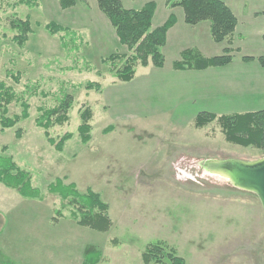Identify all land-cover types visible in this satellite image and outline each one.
I'll use <instances>...</instances> for the list:
<instances>
[{"label":"rangeland","instance_id":"1","mask_svg":"<svg viewBox=\"0 0 264 264\" xmlns=\"http://www.w3.org/2000/svg\"><path fill=\"white\" fill-rule=\"evenodd\" d=\"M36 1L31 6L22 0H0V82L29 105L28 118L0 130V153L27 171L41 193L39 199H30L0 183V258L12 264H82L86 254L99 250L97 264H143L144 247L161 240L174 247L185 264H264V223L257 196L203 164L210 159L253 161L264 156L262 150L226 141L217 121L201 128L193 122L177 126L192 104L175 105L162 87L150 95L144 79L155 78L159 86L164 81L163 72L153 66L137 65L134 79L127 83L113 76L102 58L129 51L108 18L99 9L104 16L93 15L95 0H75L66 9L58 0ZM120 1L136 9L153 2L152 28L173 14H167L166 0ZM20 19L30 23L22 44L14 38L21 31L11 23ZM49 22L65 27L70 35L49 33ZM256 25L264 26V17L245 23L244 37L237 41L233 32L227 43L246 54L258 52L259 32H245ZM162 54L171 71L172 53L167 49ZM90 81L100 84L101 92L87 90ZM66 93L73 98L69 120L51 126L49 134L57 139L69 132L72 138L57 151L35 119L39 108L56 106ZM142 99L156 102L148 106ZM144 106L147 110L125 112ZM86 107L91 112V138L83 144L78 126ZM21 108L12 102L7 116L19 114ZM17 128L22 130L19 138ZM56 179L74 184L79 192L89 188L99 193L108 204L111 228L98 232L77 225L70 216L72 206L48 189Z\"/></svg>","mask_w":264,"mask_h":264},{"label":"trees","instance_id":"2","mask_svg":"<svg viewBox=\"0 0 264 264\" xmlns=\"http://www.w3.org/2000/svg\"><path fill=\"white\" fill-rule=\"evenodd\" d=\"M23 3L35 6L36 0H22ZM75 0H58L60 8L66 9L75 5ZM98 9L108 18L113 27L118 41L128 49L127 54H110L102 58V63L109 67L110 73L123 82L130 81L136 72L137 65L161 68L164 66L162 47L166 43V33L175 24L176 19L170 14L167 19L158 27L152 28V17L155 11V4L147 2L137 9L125 8L120 0H96ZM169 8L179 7L184 14V22L188 25H196L201 22H208L209 32L213 42L219 43L229 40L237 25V18L232 10L223 0H166ZM13 26L19 28L20 35L14 37L22 44L25 33L30 31V23L27 20H13ZM46 30L51 33L64 32L70 35L69 30L55 22L45 25ZM264 40V35L262 36ZM24 39V40H23ZM234 49L227 47L222 55L206 57L197 49L187 48L180 54V58L173 61L172 67L175 70L196 69L201 70L208 67H220L228 64L232 57L230 53ZM242 60L251 59L250 56H242ZM262 59V57H259ZM13 76V75H12ZM87 90L101 92V85L96 82H87ZM16 102L21 105L19 114L7 116L8 106ZM73 103L70 94H63L59 103L52 108L40 109V115L36 117L35 124L42 128L48 142L55 150L61 151L67 140L72 138L69 132L64 133L57 139L49 134V129L55 124L62 125L69 120L68 111ZM28 104L18 97L16 93L0 82V130L10 129L23 119L28 118ZM91 112L85 108L81 113V123L78 126V134L83 144L90 140ZM213 121L220 125L225 140L241 145L257 146L264 153V109L255 112L213 114L199 112L193 120V126L201 128ZM112 126H108L110 131ZM17 138L21 137L22 130H15ZM5 147H2V152ZM0 183L9 188H14L26 198L39 199L40 191L31 184L30 174L20 169L10 156L0 153ZM49 191L57 193L64 203L71 205L70 216L79 226L87 227L98 232H107L112 221L108 214V204L104 202L100 194L86 189L79 192L72 183L65 184L61 179H56L48 185ZM59 213L60 211H56ZM143 264H185L184 258L177 254L174 247L166 242L157 240L144 247L141 253ZM101 260L99 250L91 251L85 255L82 264H97ZM0 264H12L11 261L0 258Z\"/></svg>","mask_w":264,"mask_h":264},{"label":"crops","instance_id":"3","mask_svg":"<svg viewBox=\"0 0 264 264\" xmlns=\"http://www.w3.org/2000/svg\"><path fill=\"white\" fill-rule=\"evenodd\" d=\"M223 1L237 18V25L234 31V34L237 32V41L240 39L239 37H244L242 28L245 26V23H253L259 17H264L262 15V11H264L262 9L264 7L259 5L264 3V0ZM81 12L83 13V10ZM170 13H173L176 22L166 33V43L162 47V51L169 49V53L173 55V60L179 59L181 51L190 47L197 48L206 57L217 56V50L232 47L234 51L231 52V57H239L238 60L232 58L224 66L208 67L201 70H175L172 64L171 71H167L168 69L165 66L161 68L154 67L150 64L145 66V68L153 66V68L162 71V74H164L162 75L164 77L162 86L158 85L160 82L158 83L155 78L146 77L144 79L145 82H148L147 87L150 95L162 87L168 91V98L175 105H185L189 101L186 107L190 108V104H192L190 108L191 112H188V116L186 117H180L182 121H179L180 124H177V126H184L188 122L192 123L194 117L199 112L221 115L255 112L264 109V52H260L261 50L264 51V40L262 37L264 32H260L264 30V26H249V28L245 29L246 34L249 36L254 32H259L260 37L257 43L258 47L256 48L258 52L246 54L248 52L243 53L238 45L232 46L227 41L222 43L213 42L209 37L208 22L204 21L193 26L186 24L184 22L183 11L179 7L168 8L167 14L169 15ZM93 15L99 17L104 16L98 8L94 11ZM100 19L103 20V18ZM234 53L236 54L234 55ZM242 56H250L251 59L242 60ZM259 57H262V59H259ZM152 82H155L153 87L149 85ZM147 101V99L140 100L142 103H147ZM155 102L156 99H153L147 105L149 106ZM143 110H147L145 106L139 108L131 107V110L125 109V112L133 113L132 111L140 112Z\"/></svg>","mask_w":264,"mask_h":264},{"label":"water","instance_id":"4","mask_svg":"<svg viewBox=\"0 0 264 264\" xmlns=\"http://www.w3.org/2000/svg\"><path fill=\"white\" fill-rule=\"evenodd\" d=\"M204 167L225 177L234 187L254 193L261 205L264 223V156L253 161L206 160Z\"/></svg>","mask_w":264,"mask_h":264}]
</instances>
